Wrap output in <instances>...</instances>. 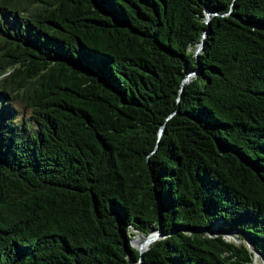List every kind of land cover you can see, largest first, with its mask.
Masks as SVG:
<instances>
[{
  "label": "trees",
  "instance_id": "trees-1",
  "mask_svg": "<svg viewBox=\"0 0 264 264\" xmlns=\"http://www.w3.org/2000/svg\"><path fill=\"white\" fill-rule=\"evenodd\" d=\"M255 253L264 0H0V264Z\"/></svg>",
  "mask_w": 264,
  "mask_h": 264
},
{
  "label": "water",
  "instance_id": "water-1",
  "mask_svg": "<svg viewBox=\"0 0 264 264\" xmlns=\"http://www.w3.org/2000/svg\"><path fill=\"white\" fill-rule=\"evenodd\" d=\"M201 49H202V44H201L200 47L198 48V51H200ZM191 76H192V73H189V74H187V75L184 77V79H183V81H182V86H183L186 82H188V81L190 80ZM182 88H183V87H182ZM182 88H181V90H182ZM162 131H163V126H162L161 129H160V132H159L160 135L162 134ZM215 232H217V231H215ZM160 235H161V231H160V230H157V231H154V232H152L151 234H149V235L143 237V238H144L143 241H141L138 245H134V244H132V241H131V244L134 245L135 247H137V249L139 250V252L142 253L143 251H145V250L148 248L149 244H150L151 242H153L154 240H156L158 237H160ZM255 254H257V253H255ZM137 264H142V262H141V258L139 259V261H138Z\"/></svg>",
  "mask_w": 264,
  "mask_h": 264
},
{
  "label": "rangeland",
  "instance_id": "rangeland-1",
  "mask_svg": "<svg viewBox=\"0 0 264 264\" xmlns=\"http://www.w3.org/2000/svg\"><path fill=\"white\" fill-rule=\"evenodd\" d=\"M16 106H17V108L21 111V112H24V110L25 109H23L22 108V106L20 105V104H16ZM28 112H29V110L27 109V110H25V114H28ZM229 237H233V236H231V235H228ZM143 238L141 235H138V234H136L135 236H133L132 237V244H134V245H138L137 244V240L138 239H141V238ZM255 257H256V261H257V259H260L262 262H264V256H261V255H259V254H256L255 255Z\"/></svg>",
  "mask_w": 264,
  "mask_h": 264
},
{
  "label": "bare ground",
  "instance_id": "bare-ground-1",
  "mask_svg": "<svg viewBox=\"0 0 264 264\" xmlns=\"http://www.w3.org/2000/svg\"><path fill=\"white\" fill-rule=\"evenodd\" d=\"M140 238H141V237H140ZM141 239H142V241H143L144 238H141Z\"/></svg>",
  "mask_w": 264,
  "mask_h": 264
}]
</instances>
